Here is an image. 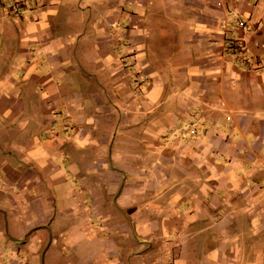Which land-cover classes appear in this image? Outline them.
<instances>
[{
  "label": "crops",
  "instance_id": "crops-1",
  "mask_svg": "<svg viewBox=\"0 0 264 264\" xmlns=\"http://www.w3.org/2000/svg\"><path fill=\"white\" fill-rule=\"evenodd\" d=\"M6 2L0 264H264V0Z\"/></svg>",
  "mask_w": 264,
  "mask_h": 264
},
{
  "label": "built area",
  "instance_id": "built-area-1",
  "mask_svg": "<svg viewBox=\"0 0 264 264\" xmlns=\"http://www.w3.org/2000/svg\"><path fill=\"white\" fill-rule=\"evenodd\" d=\"M27 0H7L6 2V8L8 10V12L12 15H20L21 12V7L23 6V4L26 2ZM221 4L219 2H217V6H220ZM228 23L229 21H224L223 22V28L225 30L226 33L230 34L232 32V29H241V30H245V31H249L250 27L247 26L244 22L236 20L233 24V26L231 27V29L228 28ZM231 48H233L232 46H230ZM236 48V50H238L239 52H241V49H243L244 46H234ZM241 48V49H240Z\"/></svg>",
  "mask_w": 264,
  "mask_h": 264
}]
</instances>
